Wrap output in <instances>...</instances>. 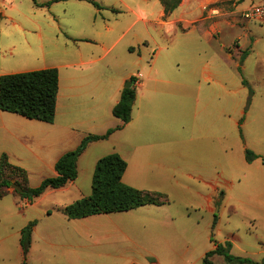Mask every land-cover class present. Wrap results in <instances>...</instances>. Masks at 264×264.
Segmentation results:
<instances>
[{"label": "rangeland", "instance_id": "obj_1", "mask_svg": "<svg viewBox=\"0 0 264 264\" xmlns=\"http://www.w3.org/2000/svg\"><path fill=\"white\" fill-rule=\"evenodd\" d=\"M46 1L0 0V72L38 69L44 64H57L59 57H72L76 53L74 44L65 47L57 43V22L66 28L64 30L73 33L86 22L89 36L94 37L92 47L97 57V61L86 67L93 66L118 81H121L120 75L122 77L130 71L133 75L123 81L124 87L131 76L137 77L141 73L142 76L138 78L143 83L137 87L132 116L135 120H142L141 112L145 99L149 97L155 101L153 105H147L154 107L151 120L161 126L178 122L180 109L175 101L171 102L173 99L168 91L179 90L180 82L176 76L185 74L190 78L186 125L188 157L191 167L204 171L205 177L188 178L183 175L180 185L170 189L168 196L177 224L180 225L184 219L195 226L194 232L188 234L187 252L186 242L175 244L174 249L184 252V257L164 255L161 261L163 264H201L202 240L199 237L203 227L212 240H207L208 244H215L221 239L217 234L218 225L213 226L215 214L221 220V234H225L226 229L238 226L242 246L250 248L253 238L248 234L247 227H252L251 219L257 216L254 215V208L250 212L249 205L264 203V28L256 20L245 19L242 10L262 0H181L169 15L162 13L160 0H93L98 5L91 0H70L52 5L55 12L60 14V19L55 20L51 18L49 5H43ZM138 6L145 7L148 12L153 11V15H147L148 21L138 19L135 13V10H139ZM207 16H212V19L205 21L207 34L201 32L203 26L185 32ZM107 20H110L116 32L125 33L109 54L99 58L104 53L101 47L104 33L99 25ZM37 32H41L42 39ZM7 37L15 39V48L7 43ZM130 41L135 42L134 53L128 50ZM203 92L209 96L205 105L210 106L214 113L218 108L222 109V120L214 127L195 117L196 111L203 106ZM61 108L67 109V113L59 114V121L73 123V130L83 131L82 124L74 123L78 119L77 102L72 94L61 99ZM108 114L107 119L113 122L108 128H115L118 119L110 110ZM213 130L216 135L220 133V140L210 138L208 132L212 133ZM123 137L124 131L115 129L106 139L105 146L89 151L87 158H92L93 162L97 156L100 158L115 152L116 146L121 149ZM13 148L20 154V159H8L13 165L21 167L20 163L16 165V160L26 164L28 155L19 145ZM246 148L258 157L248 161ZM213 162L216 168L219 165L220 175L208 171ZM95 164L96 161L92 165L93 171ZM3 176L13 183L33 187L43 179L33 172L28 178L27 172L18 169H5ZM208 178H212V183L217 187L215 211L212 213L205 209L202 198L209 190L205 183ZM76 184L91 192V173L87 175L85 170H81ZM2 190L4 194H13L0 198V264H131L134 258L142 264L149 263L148 259L143 258L145 249L141 246H150L148 242L138 244L128 238L121 242V238L112 237L115 218L86 225L60 220L64 206L61 202L64 195L66 201L69 200L70 193L74 191L72 188L66 192L49 190L31 203L20 199L12 186H5ZM149 216L151 214L147 213L145 218ZM32 221H36V224L25 252L20 241L22 230ZM258 221L254 222V231L262 236ZM127 229L129 234H134L133 227L128 226ZM45 238L52 243L46 245ZM232 253L247 255L241 250L238 252L234 245ZM221 256L216 258V263L224 262Z\"/></svg>", "mask_w": 264, "mask_h": 264}, {"label": "crops", "instance_id": "obj_2", "mask_svg": "<svg viewBox=\"0 0 264 264\" xmlns=\"http://www.w3.org/2000/svg\"><path fill=\"white\" fill-rule=\"evenodd\" d=\"M62 1L70 0L55 1L49 5V9L52 11V20L57 18L60 19V14L55 12L56 10H54L52 5ZM129 9L134 11L133 8ZM138 9V11L135 10V13L138 19L144 22L148 21V14L153 15V11L148 12L145 7L138 6ZM162 13H164V10H162ZM210 18L212 19V16L204 17V21L192 24V27L185 30V32L194 31L203 26V31L201 32L207 34L208 31L206 30L207 26L205 25V21ZM57 23L59 29L56 34L57 43L65 47L69 46L70 43L74 44L76 53L68 58L59 57L58 62H56L57 64H44V66L39 67L54 66L59 70V90L54 121L45 122L37 119H30L17 113L0 109V152L7 153L8 157L20 159V154H17L15 151L16 149L13 148V146L19 145L23 153L28 155V157L26 164H23L20 160H16L18 161L16 165L20 163L23 166L21 167L28 173V178L31 172L36 173L40 178L56 175L55 162L64 152L75 148L87 134L105 133L109 129L108 127L113 125V122H109L111 120L107 119L109 116L108 110L112 112L114 105L119 101L121 91L124 87L123 81H125L129 75H133L128 71L122 77L120 75L121 81H118L108 76L105 72H101L95 67L93 68V66L86 67V65L97 61L95 51L92 47L94 46L92 43L94 37L89 36L88 23L85 22L81 24L76 33L64 30L66 28H63L64 26H61L62 24L60 22ZM99 26L104 33V39L101 44L104 53L99 58H104L121 41L125 32H116L110 20H107L106 23L101 22ZM37 36L42 39L41 32H37ZM61 36H63L64 39ZM7 38V43L11 45V48H15V39ZM1 41L2 37H0V42ZM130 43V48H128V50L134 53L135 45H133V43L135 42L130 41ZM85 49L87 50L85 51ZM106 64L108 65V63ZM4 73L9 72L2 70L0 75ZM138 76L141 77L142 74L139 73ZM138 76L135 81L136 87H140L143 83ZM176 78L180 82V89L168 92H171L169 93L173 99L171 102L175 101L178 109H180V116L177 123H166L164 126H161L152 122L151 119L153 117L154 107L147 105H149V103L153 105L155 101L147 97L145 99V107L141 112L142 120L137 118L135 120V117L132 116L131 120L121 127V130L124 131V137L121 139V149L116 146L115 151L127 162V168L123 174L122 180L128 185L170 194L171 188H174L175 185H180L181 176L183 175L188 178L205 177L204 171H199L197 168L191 167V163L189 162L190 157H188L189 139L188 127L186 125L188 122L187 107L190 99V91L188 89L190 78L185 74L177 75ZM71 94L76 98L77 102L76 116L78 119L75 120L74 123L82 124L83 131L73 130V123L59 121V114L63 115L67 113V109L61 108V99ZM203 95V106L200 110L196 111L195 117L198 118V120L206 121L207 124H210V127H214L215 124L220 123L222 120V109L218 108L217 112L214 113L210 106L205 105L208 103L207 98H209V96H207L206 92H203ZM183 115L186 117L184 118ZM116 118L119 122H116V125L123 123L120 118ZM208 135L213 140L221 139L220 133L216 135L215 130H213L212 133L208 132ZM107 138L94 140L88 143L77 160L78 176L76 179L70 180L65 185L58 188H46L40 196L35 198L34 202L49 190L64 192L69 190V188L74 190L70 193L69 200L66 201L67 198L64 195V200L61 202L63 205L72 203L77 199L89 195L92 192V188L91 192L89 189L83 190L76 182L81 170H85L87 175L91 173L93 177L94 171L92 165H94L95 161L97 163L99 158L98 156L95 157L92 162V158H87L88 152L104 147L108 141L106 140ZM213 163L212 166H208V168L211 166L208 171L215 175H220L219 165H217L216 168L215 162ZM205 183L208 185L209 190L202 196L205 202L204 207L207 211L212 213L215 211L217 187L212 183V178H208ZM186 187H188V185H186ZM7 194L13 193L7 192L4 195ZM20 199L23 198L20 197ZM24 200L26 201V199ZM249 206H251V208H249L250 212H252L254 208L256 210L254 215L257 216L251 219L252 227H247L248 234L251 236V239L253 238V242L250 243V248L242 246L243 239L239 233L240 228L238 226L226 229V233L221 234L223 228H220V218L217 219L218 222L216 223L218 225L217 234L221 237V239L219 238L218 240L221 242L230 240L232 242V247L234 245L238 252L241 250V252L247 254H241L242 256L250 257L248 255H251V258L261 260L264 257V203L252 204ZM147 213H149V215L151 214L149 218H145ZM53 214L51 213V215ZM62 214L63 215H59L60 220H65L74 225H86L87 223L102 222L103 220H112V218H115V229L112 237L114 239L121 238V242L127 238L138 244H141L143 241L148 242L150 246L141 244L145 249L143 258L149 260L148 264H163L161 258H163L164 255L165 257H184V252L174 249L175 244L186 242L185 252H187V248H189L188 234L194 232L195 226L194 223L192 224L184 219L181 220L180 225L177 224L170 203L162 205L147 204L126 211L99 213L81 218H69L63 212ZM257 221L261 223L262 236L256 235L254 231V222ZM128 226L133 227L134 234H129V230L127 229ZM209 237V233H206V228L203 227L199 237L202 240V254L200 256L202 259L206 251L215 246V244H211V242L208 244V241L211 240ZM47 238L44 240L46 245L52 243ZM52 245L53 244L50 246ZM43 247L44 245L42 248ZM219 256L221 255L215 254L211 257V260L215 264H218L216 263V258ZM135 259L137 258L131 260L130 263L142 264ZM223 260L224 262L222 264H232L228 263L224 257Z\"/></svg>", "mask_w": 264, "mask_h": 264}, {"label": "trees", "instance_id": "obj_3", "mask_svg": "<svg viewBox=\"0 0 264 264\" xmlns=\"http://www.w3.org/2000/svg\"><path fill=\"white\" fill-rule=\"evenodd\" d=\"M61 0H48L43 5ZM98 5L96 1L91 0ZM165 15H169L180 4L181 0H160ZM246 52L243 53V57ZM137 77L131 76V86L123 87L119 101L114 105L113 115L122 120V124L109 128L102 134H87L73 149L64 152L55 162L57 174L42 179L37 186H22L23 191H16L21 198L33 202L48 187L58 188L78 176L77 160L85 150L88 143L94 140L107 138L115 129L121 128L132 118V107L137 95L135 85ZM245 79L243 83H245ZM59 90V70L57 67H44L26 71L9 72L0 75V109L17 113L30 119L53 122L56 114L57 94ZM246 159L252 161L258 155L246 148ZM127 168L126 160L118 153L111 152L97 160L92 177V192L72 203L64 205L62 212L69 218H81L99 213L126 211L142 205H162L170 203L168 194L157 191L133 187L123 182L122 177ZM22 167L10 163L8 155L3 152L0 156V197L4 195L3 187L11 186L8 178L4 177V170ZM18 184V183H17ZM20 185V184H19ZM219 202V201H217ZM214 215L213 226L217 222ZM36 221L30 222L22 230L21 245L25 252L31 242L32 229ZM232 242L216 241L214 248L208 250L201 264H215L211 257L214 254L222 255L228 263L232 264H264V257L255 260L251 257L236 255L231 252Z\"/></svg>", "mask_w": 264, "mask_h": 264}, {"label": "built area", "instance_id": "obj_4", "mask_svg": "<svg viewBox=\"0 0 264 264\" xmlns=\"http://www.w3.org/2000/svg\"><path fill=\"white\" fill-rule=\"evenodd\" d=\"M242 16L245 19L258 21L264 28V0L245 7L242 10Z\"/></svg>", "mask_w": 264, "mask_h": 264}, {"label": "water", "instance_id": "obj_5", "mask_svg": "<svg viewBox=\"0 0 264 264\" xmlns=\"http://www.w3.org/2000/svg\"><path fill=\"white\" fill-rule=\"evenodd\" d=\"M131 83H132V81L129 80L127 82V84H126V87L131 86ZM11 186L14 187L15 189H17L19 192H22L23 191V187L21 185L17 184V183H12Z\"/></svg>", "mask_w": 264, "mask_h": 264}]
</instances>
